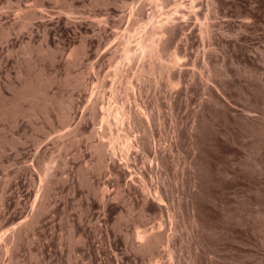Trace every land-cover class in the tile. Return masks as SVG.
<instances>
[{
    "label": "rangeland",
    "instance_id": "374dc122",
    "mask_svg": "<svg viewBox=\"0 0 264 264\" xmlns=\"http://www.w3.org/2000/svg\"><path fill=\"white\" fill-rule=\"evenodd\" d=\"M31 75L47 108L14 101ZM0 102V264H264V0H0Z\"/></svg>",
    "mask_w": 264,
    "mask_h": 264
},
{
    "label": "bare ground",
    "instance_id": "6f19581e",
    "mask_svg": "<svg viewBox=\"0 0 264 264\" xmlns=\"http://www.w3.org/2000/svg\"><path fill=\"white\" fill-rule=\"evenodd\" d=\"M40 1V0H39ZM160 1H167V0H160ZM58 2V1H57ZM114 2V1H113ZM115 3H117V2H115ZM123 3V2H122ZM123 6H124V4H123ZM180 6V5H179ZM178 7V6H177ZM133 11V10H132ZM136 12H137V10H136ZM136 12H134V14L133 15H136L135 13ZM29 14V13H28ZM132 14H130V15H132ZM26 15V14H25ZM32 15V14H31ZM27 16L26 15V17H23V19H24V22L22 23V25L25 27V25L26 24H28L27 22L31 19V17L32 16H34V15H32V16ZM178 15H180V14H178ZM138 16V15H137ZM181 16V15H180ZM183 16V15H182ZM35 18V17H34ZM33 18V19H34ZM22 20V19H21ZM167 21H163L161 24H159V26L157 27V29H158V33L160 34V35H162V34H164V33H167V31H169L170 29H169V27L170 26H168V23L167 22H169L168 21V19H166ZM175 20V19H174ZM31 21V20H30ZM170 23V22H169ZM21 25V26H22ZM30 25V24H29ZM29 25H26V27L27 26H29ZM150 25V24H149ZM152 26V25H151ZM25 27V28H26ZM151 28H153V27H151ZM173 29V28H172ZM170 32V31H169ZM205 34H208V29L207 28H204V31H203ZM156 33H157V31L155 30V27L153 28V29H151V33H149L148 35H141V36H138L134 41H135V48L136 49H134L133 50V53H134V51H138V52H140L141 53V55L144 53V52H146V51H149V52H154L153 53V57L159 62V64H160V67L162 68V70H163V72H167V68H168V65L167 64H169L168 62H166V61H164L163 60V54H162V52H163V45H162V36H161V38L160 37H158L157 35H156ZM168 34V33H167ZM164 36V35H163ZM155 37V38H154ZM165 38L163 37V40H164ZM127 43H129V42H127ZM163 44H164V41H163ZM128 46H129V44H125V46H124V48H122V57H124V59L126 60L127 59V62L129 61V59L130 60H132L131 58H133V56H134V54L133 55H131L132 54V50H131V48H128ZM80 47V48H79ZM78 48H76V50H75V52H73L74 53V55H73V53H72V51H71V57L72 56H74L76 59L79 57V54H81L80 56H81V58H82V53L84 52V50L83 49H81V48H84L85 47V45H83V41H82V44L80 43V46H79ZM83 50L82 52H81V50ZM80 50V51H79ZM131 50V51H130ZM79 52H81V53H79ZM131 52V53H130ZM111 52H109V55H112V54H110ZM174 55V54H173ZM171 56V58L168 60L170 63L172 62V63H176V62H178L177 60H178V58H177V55H174V56ZM175 57H176V59H175ZM80 59V58H79ZM76 61L77 60H75V63H76ZM79 62V61H78ZM130 62H128L127 64H129ZM167 63V64H166ZM151 67H152V65H150ZM151 67H150V69H151ZM149 69V68H148ZM144 72V70H143V68H141L140 69V72L138 73L139 75L140 74H142ZM38 74V73H37ZM36 74V75H37ZM115 74L117 75V76H120L121 75V70L120 69H116L115 70ZM36 75H34V77L33 78H35V80H33V79H31V78H28V80L29 79H31V80H29V81H26V80H23V85L21 86V89L19 90V92L18 93H16V94H14L13 96H15L13 99H14V101H19V100H23V101H21V105H24L26 102H25V100L27 101V103L29 102V108H27L28 110H35V101L38 99L39 100V97L41 96V102L44 100V102H42L41 103V105L42 106H44L46 103H45V101H46V99L49 97V95H47V98H46V94H45V92L47 91H45V88L43 89V87H45L46 85H48V83L46 84L45 82H47V80H45V82H43V83H41L43 86L41 87L40 86V84H39V81L38 80H36V78H38V77H35ZM39 76H41V77H39V79L40 78H43L42 77V75H40L39 74ZM42 79H40V81H41ZM24 81H26V82H24ZM43 81H44V79H43ZM45 83V84H44ZM48 87V86H47ZM45 95V99H42L43 97L42 96H44ZM51 97V96H50ZM50 97H49V99H50ZM13 99H11V100H13ZM50 100H52V98L50 99ZM49 100V101H50ZM13 102V101H12ZM24 102V103H23ZM38 102H40V101H37V106H38ZM47 102V101H46ZM1 103V102H0ZM16 103V102H15ZM15 103H13V104H15ZM18 103V102H17ZM19 103H18V105L17 106H21V105H19ZM43 103H45L44 105H43ZM50 103V102H49ZM95 103H96V101H95ZM95 103H92L93 105L91 106V108L92 109H97L96 107H95ZM2 104V103H1ZM5 104V103H4ZM9 104V103H8ZM12 104V106H14ZM47 105V104H46ZM5 106V105H4ZM8 106V105H7ZM7 106H5L3 109H1L3 106H0L1 108H0V110L2 111V110H6L7 108ZM26 106V105H25ZM36 106V107H37ZM40 106V105H39ZM49 106H51V105H49ZM26 107H28V104H27V106ZM25 107V108H26ZM44 107H46L47 108V106H44ZM9 108V107H8ZM12 108V107H11ZM17 108H19V107H14V108H12V112L11 111H7L8 113L9 112H11L10 114L11 115H17V112L19 111ZM22 108H23V106H22ZM38 108V107H37ZM43 107H39L38 108V110H40V109H42ZM13 109L15 110H18L17 112H13ZM45 109V108H44ZM43 109V110H44ZM91 109V110H92ZM15 110V111H16ZM21 110L22 109H20V114H23L22 112L24 111V110H22V112H21ZM90 110V111H91ZM94 112H96L95 110H93ZM134 111V110H133ZM139 111V110H138ZM137 111V113H139ZM3 112V111H2ZM2 112H0V114L2 113ZM92 112V111H91ZM5 113V112H4ZM4 113H2L1 115H2V118L4 119L5 117H3V114ZM7 113V114H8ZM13 113V114H12ZM25 113V112H24ZM26 113H28V114H30V112H27L26 111ZM137 113L136 112H132L129 108L127 109H125L124 107H122V108H120V109H118V110H116V113H115V116H114V119H113V123L114 124H116V126H121L122 124H123V122L124 121H127V122H129V121H132L131 119L132 118H134V117H136L137 116ZM142 112H140L139 114L141 115H139L140 117H142V118H146L147 119V117H145L144 115V113H142V114H144L143 116H142V114H141ZM9 114V115H10ZM28 114H25V116L27 115L28 116ZM35 114V113H34ZM33 114V112H32V115H30L29 117H31V116H33L34 115ZM92 114H93V112H92ZM0 115V116H1ZM5 115H6V113H5ZM4 115V116H5ZM10 115V116H11ZM36 115V114H35ZM10 116L8 117V116H6V117H8V118H10ZM18 116V115H17ZM27 116H26V118H27ZM88 116V115H87ZM22 117V116H21ZM23 117H24V115H23ZM7 118V119H8ZM12 118V117H11ZM10 118V119H11ZM1 119V118H0ZM15 119H16V116H15ZM15 119H14V121H15ZM138 119H140L139 117H138ZM144 119H143V121H144ZM146 119H145V121H146ZM13 120V119H12ZM134 120H135V118H134ZM133 120V121H134ZM142 120V119H141ZM11 121V120H10ZM147 122V121H146ZM129 123H131V122H129ZM109 126V125H108ZM94 134H96V133H94ZM95 136V135H94ZM131 143H129V142H126L125 143V145L124 146H122L121 147V150H123L124 151V154L122 155V157L123 158H127V152L130 150V148L132 147L131 145H130ZM5 145V144H4ZM1 146V145H0ZM94 147V148H93ZM93 147H91L92 149H94V152L96 151V153H97V158L95 159V161L97 160V162H96V164H98L100 167L101 166H105V163L106 162H104V159H105V156H104V154H107V152L105 153V151H104V144L102 143V142H99V143H97L96 145H94ZM115 152L113 151V153L111 152V154L113 155ZM110 154V155H111ZM96 155V154H95ZM109 155V154H108ZM115 156H116V153L114 154ZM113 155V156H114ZM112 156V157H113ZM114 156V157H115ZM108 157V156H107ZM110 157V156H109ZM111 158V157H110ZM116 158V157H115ZM114 158V159H115ZM113 159V158H112ZM106 161H107V159H106ZM122 164L125 162V160H124V162H122V160L120 161ZM126 163V162H125ZM124 163V164H125ZM104 164V165H103ZM123 164V165H124ZM126 164H128V163H126ZM125 164V165H126ZM124 165V166H125ZM99 167V168H100ZM103 167L102 168H100V170L101 169H103ZM97 167H95V169H96ZM105 168V167H104ZM98 169V168H97ZM44 177L46 178L47 176H48V172H45L44 174ZM130 175V174H129ZM43 177V178H44ZM41 179L42 180V182H41V180H40V184L42 185V183L44 184V179ZM131 180V179H130ZM45 181H46V179H45ZM48 182H49V180H48ZM50 183V182H49ZM48 183V184H49ZM46 184H47V182H46ZM46 184H44V189H43V197L45 196L46 197V193H47V195H48V190L50 189V187L48 188L47 186H49V185H46ZM41 188H40V192H41V190H42V187L43 186H40ZM105 190V189H104ZM103 190V192H105ZM106 190H107V188H106ZM50 192V191H49ZM103 192H102V194H103ZM106 193V192H105ZM42 194V193H41ZM41 194L39 193V195L41 196ZM50 194V193H49ZM144 195V194H143ZM101 196V195H100ZM145 196H147V195H145ZM101 197H103V196H101ZM144 197V196H143ZM158 197V196H157ZM157 197H155V198H157ZM153 198V197H152ZM42 199V198H41ZM46 199V198H45ZM43 200V201H46L47 199H48V197H47V199L46 200ZM102 199V198H101ZM157 200L160 202L161 201V198L160 199H158L157 198ZM157 201V202H158ZM158 204V203H157ZM45 205H46V203H45ZM45 205H44V203L43 202H41L40 203V205H39V209L40 210H44L45 209ZM38 206V205H37ZM47 206V205H46ZM38 208V207H37ZM47 209V208H46ZM45 209V210H46ZM37 211H35V213H36ZM38 212H39V210H38ZM41 212V211H40ZM44 213V212H43ZM34 214V213H33ZM31 214V218L34 216H36L37 214ZM42 214V213H41ZM41 214H39V215H41ZM33 217V218H34ZM37 217V216H36ZM35 217V218H36ZM37 219H39L38 217H37ZM37 219H35L36 221H37ZM30 220V219H29ZM32 221L33 220H31V222H28V223H23V225L26 227L27 226V228L26 229H28V227H29V225L30 224H32ZM26 222V221H25ZM34 223H37V222H34ZM33 223V224H34ZM32 224V225H33ZM24 228V227H23ZM19 232V231H18ZM18 232L17 233H15L13 236H16V238L18 237L19 238V236H20V234L18 235ZM135 233V232H134ZM18 235V236H17ZM12 236V237H13ZM136 236V237H135ZM160 235H158V234H154V233H152V232H150L149 234H147V232L145 231H143V232H137L136 233V235L134 234V237H135V239L137 240V244H138V246L135 248L134 247V249H136L139 253L140 252H149V250L152 252L153 250H151V249H154L155 247H157V246H160L159 245V243L162 241V239H160V237H159ZM13 239H15V238H13ZM3 240V239H2ZM11 240H12V238H11ZM16 240V239H15ZM129 240V239H128ZM127 240V241H128ZM8 244V243H7ZM161 244V243H160ZM133 249V248H132ZM157 249V248H156ZM168 252V251H167ZM170 257V256H169Z\"/></svg>",
    "mask_w": 264,
    "mask_h": 264
}]
</instances>
